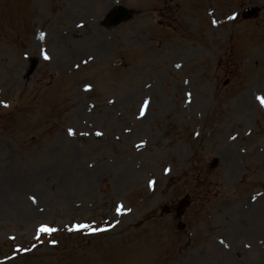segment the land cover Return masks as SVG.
<instances>
[{"label": "rangeland", "instance_id": "rangeland-1", "mask_svg": "<svg viewBox=\"0 0 264 264\" xmlns=\"http://www.w3.org/2000/svg\"><path fill=\"white\" fill-rule=\"evenodd\" d=\"M262 98L264 0H0V264H264Z\"/></svg>", "mask_w": 264, "mask_h": 264}, {"label": "water", "instance_id": "water-1", "mask_svg": "<svg viewBox=\"0 0 264 264\" xmlns=\"http://www.w3.org/2000/svg\"><path fill=\"white\" fill-rule=\"evenodd\" d=\"M131 15H132V13L127 7L120 5L117 7L115 12H113L112 14H110L106 18V21L110 25H116V24L121 23L122 21L128 20L131 17ZM187 204H188V202L186 201V199L181 200L180 201V208L181 209L179 208V210L183 211V208H185Z\"/></svg>", "mask_w": 264, "mask_h": 264}, {"label": "snow or ice", "instance_id": "snow-or-ice-1", "mask_svg": "<svg viewBox=\"0 0 264 264\" xmlns=\"http://www.w3.org/2000/svg\"><path fill=\"white\" fill-rule=\"evenodd\" d=\"M262 101H264V98H262ZM45 230H49L50 231V229H45Z\"/></svg>", "mask_w": 264, "mask_h": 264}]
</instances>
